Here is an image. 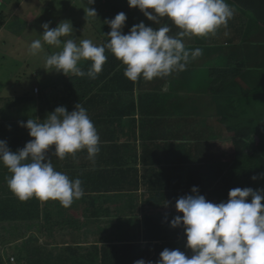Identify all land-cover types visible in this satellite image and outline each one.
Instances as JSON below:
<instances>
[{
  "label": "trees",
  "instance_id": "1",
  "mask_svg": "<svg viewBox=\"0 0 264 264\" xmlns=\"http://www.w3.org/2000/svg\"><path fill=\"white\" fill-rule=\"evenodd\" d=\"M111 1L106 0L103 3L100 0L99 3L115 11L114 8L118 2L113 1L112 4ZM226 2L228 3L230 0H226ZM231 2L242 10L234 9V19L228 22L226 28L219 29L214 35L215 45L220 48L228 47L229 41H236L229 62L237 59L236 56L233 57L234 52H240L248 46L251 47L252 40H255L253 37L257 38V33L260 34L259 31H264L263 12H253L257 8H251L252 3L244 0H231ZM124 7H126V11H124L126 17L130 19L129 10L133 8L128 7L127 0ZM247 11L253 12V20L249 19ZM30 13H32L31 19H34V27L43 30L41 23L44 24V22L39 19V10L33 8ZM37 14H39L38 17H36ZM114 17L115 12L111 15L109 13L106 19L110 20ZM147 22L151 23L152 21L147 20ZM132 26L125 23L122 33L127 34ZM171 28L170 35H175L178 29L174 25H171ZM77 31L78 28H75L73 33L76 35ZM249 38L251 40L248 41ZM243 39L247 42H242ZM108 40L103 39L98 43V46L106 44ZM183 42L185 46L189 45L190 47L205 43V48L210 49L207 46L209 42H203L202 37L184 38ZM105 55L107 60L96 79H90L87 76H73L64 77L62 81L57 82L60 86H67L70 93H73L74 87L84 99L81 100L82 106L88 113L92 105H98L106 94L109 96V94L116 93L123 96L125 105L126 100L138 99V93L128 87L130 80L120 72L124 65L107 49ZM201 61L209 60L203 58ZM90 67L91 62L89 61L87 68L83 70L87 72ZM198 71L200 74L196 76L195 81L186 84L183 80L174 78L168 81H161V78H154L151 81L140 79L145 92L147 90L158 92L153 98L160 94L161 97H166L162 94L168 95L169 93H161L163 87L172 86L175 88V91L172 92V100H178V103L170 108V112L162 111L154 116L153 122L140 126L136 124L133 113H127L130 104L127 101L128 109L120 115L123 119L128 116L131 119V121L127 119L128 123L133 122L129 123V127L134 130L133 138L126 142L129 146H120L125 143L117 140L122 135L121 129L109 130L107 138L110 139V143L107 146H100L103 156L101 160L96 161L98 163L96 166L90 165L85 160H82L80 165L77 160H73L63 166L70 172L65 173L70 179L82 178L85 183L82 185L85 194H91L89 196L91 200L92 198L96 199L97 190L113 186L111 181L116 179L114 171L99 169L112 165L123 155L127 156L128 149L138 148L141 144L143 150L146 148L147 154H154L155 161L150 165L156 170L151 172L142 170L143 182L150 186L152 198L155 201L166 200L165 204L170 209V205L173 206L169 217L144 215L132 218L128 236L126 234L121 236L120 231L110 232L114 220L105 221L99 229H91V234L95 237L92 241H95L91 244V248H84L83 244L89 242L90 239L85 238L82 232L83 230L90 231V217L83 214L79 218L58 219L60 209L46 206L42 210L44 222H40V200L32 198L20 201L14 194H11L5 180V177L10 174L6 168H3L0 169V180L4 183L5 190L0 192V224L4 223L2 226L10 225L18 229L32 227L39 234H49L52 229H57L63 232L66 238H70V241H67L64 246L58 247L57 253H54V250L46 252L43 247L35 245L38 242V237L33 233L28 246L11 247L9 250L13 251L12 254L5 247L4 251L0 248V264H12L13 256L16 260L15 264H129L130 262L133 264L138 259L157 264L160 258L159 254L165 248L179 250L185 255L191 256V250L185 244L186 236L183 226L176 228L170 226V221L175 216H182V213L175 209L178 198L193 195L191 188L194 186L198 189L196 194L203 195L206 200L213 203L226 201L228 192L233 188L264 189V176H261V173H264V100L259 98L260 95L264 97V86L255 87L254 91L260 90L256 95L223 98L225 89L230 86H239V74L207 67L199 68ZM124 84L126 86H122ZM36 90L38 91L37 88ZM170 91L172 90L170 89ZM237 93L240 92L237 91ZM146 95H148L147 92ZM254 97L262 101L260 105L262 108L254 104L252 100ZM6 100L8 99L1 98L0 106H3ZM63 100L66 104L73 105L71 101L73 98ZM138 100L141 104L142 100ZM107 102L109 100H103L98 110L106 109ZM9 103L0 107V140H5L9 149L17 147L19 149L14 138L20 121L14 123L12 116L15 107L10 106ZM130 107L138 108V104L131 103ZM73 108H68V111H72ZM112 119L114 120L115 117ZM225 141H234L230 152L224 151L222 148ZM131 157L135 159L136 154H131ZM60 162L59 160L58 163ZM132 165L133 163H131ZM133 170L135 173L131 171L128 175L131 181L137 180V174L140 173L135 167ZM253 176L257 178L253 180ZM52 201L55 200L49 199L47 202ZM138 201L140 204V200ZM75 208H78L76 204L73 209L71 207L68 211H73ZM99 214V210H96V215L99 216ZM16 240L18 237L4 239L3 234H0L1 247L12 244Z\"/></svg>",
  "mask_w": 264,
  "mask_h": 264
},
{
  "label": "clouds",
  "instance_id": "2",
  "mask_svg": "<svg viewBox=\"0 0 264 264\" xmlns=\"http://www.w3.org/2000/svg\"><path fill=\"white\" fill-rule=\"evenodd\" d=\"M85 3L93 5L94 0H84ZM127 4L159 25L158 28L140 22L123 34L127 17L120 12L104 21L110 28L106 35L109 40L98 46L90 39L77 42L73 25L68 20L60 21L54 28L46 22L41 26L42 40L30 43L29 55L44 54V69L48 72L96 79L107 60V49L125 66L124 76L133 82L141 78L145 81L167 78L186 71L203 54L199 47L187 48L184 38L214 36L219 29L226 28L234 16V9L226 0H127ZM84 12L90 18H97L95 8L84 7ZM162 18L170 24L162 23ZM171 25L178 29L175 35H170ZM45 44L58 51L45 53ZM84 61L91 62L87 72L81 67ZM19 126L26 128L32 138L22 149L13 152L5 140H0V165L10 173L5 177L8 189L20 201L51 199L64 208L71 207L85 195L82 181L70 179L67 174L55 170L51 156L63 160L86 150L87 158L95 161L100 152V136L87 110L80 103H76L70 112L65 106H58L44 120L27 119L19 122ZM256 178L252 177L253 180ZM0 186L4 188L0 192H3L5 185L1 180ZM191 192L193 195L176 200L175 209L182 216H175L170 226H183L185 244L192 254L187 256L179 250L165 248L160 252L157 264H264V189L233 188L228 192V199L219 203L196 194L195 186ZM3 224H0V230L10 232V238L18 237L15 246L19 248L28 246L33 233L38 241L50 242L44 247L54 251L70 241L57 229H52L49 234H39L32 227L18 229ZM35 245L42 246L38 242ZM15 262L13 256L11 263ZM133 264L152 262L138 259Z\"/></svg>",
  "mask_w": 264,
  "mask_h": 264
},
{
  "label": "crops",
  "instance_id": "3",
  "mask_svg": "<svg viewBox=\"0 0 264 264\" xmlns=\"http://www.w3.org/2000/svg\"><path fill=\"white\" fill-rule=\"evenodd\" d=\"M40 1V6L43 7L41 10H44L45 6H48L51 2V0H38ZM36 0H23L20 3V6L16 9L19 11L24 12L23 17H19L17 19V22L12 20L9 16L8 12H2L0 13V16L2 17V20L0 22V34H2L4 31L7 30V27L13 24L20 25V32L21 34H26L25 37L27 41L24 42L23 45L19 46L20 50H23L26 48L28 50L30 43L33 40L41 39L42 40V34L43 30H39L37 27H34V20L31 21V15L30 10L36 9L34 7V2H38ZM80 0H74L73 3L79 2ZM118 2V0H112ZM245 2L252 3L251 8H257V13L263 12V25H264V0H244ZM100 0H94L93 5H87L84 4V7H92L95 6L96 3H99ZM59 1H56L52 7L51 11L53 14H48L47 17H49V26L51 23L58 24L60 21H62L63 16L66 15L68 8L71 7L70 0H66L67 7L65 10H63L62 4L60 7H56L59 5ZM72 3V4H73ZM106 8V7H105ZM58 9L62 10L61 12H58ZM15 10V11H16ZM97 10V8H95ZM101 15H104L103 21L107 20V10L100 9L97 10ZM253 13V12H251ZM75 22V20H74ZM141 22V21H140ZM140 22H125L128 25H135ZM43 25V23H41ZM79 29V26L77 23H75ZM74 25V26H76ZM52 28V25L50 26ZM76 28V27H75ZM73 27V29H75ZM124 28V27H123ZM39 30V31H37ZM33 31H36V34L33 36ZM260 34L257 33V38H254L255 40H252L253 45L251 47H245L240 52H234L233 57H237L236 60H231L229 62V59H226L224 49L223 47H217L213 46L211 43H208L207 46L211 49V51L207 54L206 58H208L209 62L211 63V66H207V68L216 69V70H222V71H229L233 72L234 74H239L238 81L239 86L244 85H253V83L261 78L264 77V31H259ZM24 37V38H25ZM106 39V38H104ZM31 40V41H30ZM103 40V39H102ZM251 40V38L248 39V41ZM235 41V40H234ZM246 43L247 41H242ZM241 42V43H242ZM45 53L50 54L53 51H58V49H54L51 46L44 45ZM215 51L221 52L220 57L215 54ZM0 56L5 59L3 56H7V54L0 53ZM9 57L12 58V60L15 61V63L18 66V76L24 75V74H31L34 78L38 79L41 75H47L46 84L45 86H10L12 94H9L7 90H0V99L1 98H7L8 100L12 98V101H10V106H14L15 109L13 111V121L14 123H17V121L20 122H26L27 119H35L38 118L41 121L45 119L46 115L48 113H51L56 107L58 106H65L66 109L70 107H74L76 103H80L82 105L81 100L82 96L80 93L76 92V89L73 87V93L68 92L67 86H60L59 83V75L61 73L57 72H48V69L45 68L44 64V54H41L38 57H33L24 60L23 62H19L15 60V57L13 54H8ZM203 56H200L195 61H201L203 60ZM216 66L224 67V68H215ZM86 69V68H83ZM124 66L121 68L120 72L124 73ZM199 71L196 73L195 76H197ZM38 75V76H37ZM56 75V77H54ZM61 81L63 79H60ZM57 83V84H56ZM118 86V84H117ZM123 86V85H122ZM132 91H135L138 93V99L142 100V103H139V100L137 98H134L133 100H126V105L123 104V96L114 94H106L103 96L104 99H101L99 101V104L92 105L91 110L89 111L88 115L90 119L92 120L94 126L97 128L98 134L100 136V146H107L109 144V140L107 138V132H110L109 130H122V135L119 139L120 142H123L125 144H120V146H129V144H126V142L133 138L134 136V130L133 128L129 127V119H131L128 116H125V119H123L120 115L122 112H126L128 109V103L127 101L131 103H137L138 108H132L129 104V110L127 113H133V116L136 119V124H139L140 126H145L146 124H150L154 120V116L156 114H160L162 112V107H166L164 112H170V108L178 103V100H172V94L171 91H169V94H165L166 97H161L158 95V97H155L156 92L155 90H147L146 92L148 95H146L145 89L142 86H128ZM38 88V91L36 92L35 89ZM121 89V88H120ZM140 91H137V90ZM144 90V91H143ZM143 91V92H142ZM125 97V96H124ZM73 102V105H68L64 102L63 99H71ZM103 100H106L107 102L106 109H99V105ZM38 108V110H37ZM99 113V114H98ZM98 114V115H97ZM93 115V116H92ZM97 117V118H96ZM112 117H115L113 120ZM128 124H127V123ZM30 139H32L28 135V130L24 127L18 126L15 134L14 141L17 143V146H19V149H22L26 142H28ZM11 151L15 152L18 150V147L10 149ZM152 150V149H151ZM129 154L127 156H122L119 160L115 161L112 165L103 166L99 170H108V171H114V177L116 178L114 181H111V185L113 186H107L103 190H95L98 195H96V199L91 200V197H89L91 194L86 193L85 196H83L81 199L76 200L72 204V209L74 205L76 204L78 208H75L73 211L69 208H64L60 205L58 201H42L40 200V211H41V220L40 222H44L43 219V208L46 206L51 207H57L60 209L58 214V219L61 218H79L81 215H86L87 217L91 218V222L89 224L90 231L91 229H99L102 225H104L105 221H113L112 227L110 232L115 233L120 231L121 236L123 234H126L128 236V233L130 232V221L132 218H135L137 216H144L142 214V209H144V204L147 203L148 208L147 210H150L155 205H161L165 204L166 200H154L152 198V190L150 186L145 185L143 182V174L142 170L144 172H151L156 171L155 168L150 165V163L155 161L154 154L151 156L150 154L146 153V148L143 150V148L138 146V148H130L128 149ZM51 152V150H50ZM131 154H136V158L132 159ZM103 154L99 152V154L96 156L95 161H90L87 158L86 150H81L74 155H68L65 159L60 160L56 156H51V162L55 168V170L64 172V173H70L68 172L63 166L68 161L77 160L78 165L82 163V160H85V162L89 163L90 165L96 166L98 163L96 161L101 160ZM61 161L58 163V161ZM131 163L133 165L131 166ZM131 166V167H130ZM133 167L137 168L140 173L137 174V180L131 181L128 178V175L133 173ZM158 167V166H157ZM2 165H0V169H3ZM10 174V173H9ZM82 181V185H85L84 180L80 177H78ZM154 185V184H153ZM97 188V187H95ZM10 191V190H9ZM11 194H13L10 191ZM136 196V198H135ZM85 199V201H83ZM91 200V201H90ZM124 200V201H123ZM140 200V204L139 201ZM89 201V202H88ZM166 205V204H165ZM170 210H165L163 213H157L156 216H162V217H169L170 213H172L173 206H171ZM96 210H99L100 214L99 216L96 215ZM57 219V220H58Z\"/></svg>",
  "mask_w": 264,
  "mask_h": 264
},
{
  "label": "rangeland",
  "instance_id": "4",
  "mask_svg": "<svg viewBox=\"0 0 264 264\" xmlns=\"http://www.w3.org/2000/svg\"><path fill=\"white\" fill-rule=\"evenodd\" d=\"M23 0H0V13L4 12H8L9 13V17L17 22V19L19 17H23L24 16V12L23 11H19L16 10L19 6L20 3ZM38 1V0H36ZM43 1V0H42ZM59 1V5H57L56 7H60V5L62 4L63 6V10L66 9L67 4H66V0H51L50 4L48 6L44 7V10H41L43 7L40 6V1L38 2H34V7L37 8V10H39V14H40V18L44 23L49 22V17H47L48 14H53V12L51 11V7L52 5L56 2ZM74 0H70L71 3V7L68 8L67 13L65 16H63L62 21L63 20H68L72 23V25H76L75 23L78 24L79 29L77 31V34L75 35V33H73L74 38L77 39V42L79 40L82 39H90L92 40V42L96 45H98L99 42L102 41V39L106 38L107 40L109 39L106 35L107 33L110 31L109 26L104 23L103 18L104 15L97 13V18H90L88 17L85 12H84V0H80L79 2L73 3ZM103 1V3L106 0H101ZM126 0H118V5H116V8H114L115 11L110 10L109 7H106L103 4L100 3H96L95 6L97 8V10L100 9H104L107 10V15L109 16L112 13L115 12V15L120 13V12H124L126 11V7H124ZM73 3V4H72ZM111 3L113 4V1H111ZM86 4V3H85ZM228 4L231 6V0L230 2H228ZM16 10V11H15ZM96 10V11H97ZM151 11V10H148ZM38 12V11H37ZM58 12L62 13L61 9H58ZM130 13V19H126V22H131V23H135V22H143L145 24V26H150L153 27L154 29H156V27L158 26L157 24L151 22H147V18L144 17V15L136 8H133L131 10H129ZM39 14H37L36 17L39 16ZM126 14V12H125ZM98 19H101L100 21H96ZM234 19V16L231 20L232 21ZM2 20V17L0 16V22ZM34 19L32 18L31 21H33ZM75 20V22H74ZM109 20V19H108ZM162 23H166L168 22L166 18H162L161 19ZM170 24V22H168ZM52 28L56 27L57 25L54 23H51ZM50 25V26H51ZM49 26V27H50ZM77 26V25H76ZM78 28V27H76ZM36 34V31H33V36ZM26 34L20 32V25L18 24H13L7 27V30L4 31L2 34H0V53L3 54H7V56H3L5 57L2 58L0 56V90H7L9 94H12L11 91V87L10 86H45L46 84V79H47V75H41L39 76L38 79L34 78L31 74H24L21 76H18V66L15 63L14 60H12L11 57L8 56V54H13V56L15 57L16 61L19 62H23L24 60H27L29 58H31V55H29V52L26 48H24L23 50L19 49L20 45H23L25 41H27ZM25 37V38H24ZM203 42H209L212 45H215L216 42V38L214 36H209V37H202ZM31 41V40H30ZM242 41H245V39H243ZM234 40L229 41V46L228 47H223L224 49V53L226 56V59L228 60L231 56V52L233 50V45H234ZM187 43V42H186ZM187 45V44H186ZM205 43L202 45H193L191 47H199L202 49L203 51V58H206L207 54L211 51V49L205 48ZM216 46V45H215ZM189 49H195V48H191L189 45L186 46ZM215 54H217V56L220 57V54H222L221 52H217L215 51ZM89 61H84L81 63V67L82 70L83 68H87ZM208 62V63H207ZM193 61L189 67H188V72L184 71L181 73H173V75H170L167 78H161V81H168L171 80L172 78L176 79V80H183L184 83L186 84L187 82H193L196 79V73L198 72L199 68H204L207 66H211V63L209 61ZM213 68V67H211ZM215 68H224V67H220V66H216ZM38 76V75H37ZM74 75L69 74L68 77H73ZM56 77V75L54 76ZM64 77H67L63 74L59 75L60 79H64ZM59 79V81H61ZM256 86H264V77L255 81L252 85H246V86H230L229 88L225 89L223 94H225L223 98H228V97H237V98H241L243 96L246 95H256V93L260 90L254 91ZM38 89V88H37ZM170 89L172 90V92L175 91V88H173L170 85H166L165 87H163V91L161 93H169ZM237 91H239L240 93H237ZM222 92V91H221ZM259 98H262L264 100V97L262 95L259 96ZM257 98L254 97L252 100L254 102V104L256 106H259L260 108H262L261 103L262 101ZM10 101H12V98L9 100H6L4 102V105L8 104ZM3 105V106H4ZM0 106V107H3ZM166 109V107H162V111H164ZM260 116V114H259ZM234 143V141H225L223 142V149L224 151H228L230 152L232 150V144ZM3 186H0V190H3ZM156 207L147 210L148 205L147 203L144 204V209H142V214L143 215H149V216H154L157 213H163V211L165 210H170L169 206L165 205V204H161V205H155ZM1 227V226H0ZM129 227H131V225H129ZM19 232V231H16ZM9 233L7 231H1L0 234H3V238L4 239H11L9 237ZM77 233V232H76ZM84 234V237H88L90 239L89 242L84 243V248L90 247L91 244L95 241H92L93 237L92 236V231H87V230H83L82 232ZM95 238V237H94ZM59 237H57V241H59ZM28 240V237L25 239V241ZM67 240H70V238L67 237ZM19 241H16L13 243V245H7V246H0V248L5 247L7 249V251H10V253L12 254L13 251L9 250L11 247L15 246V243H17ZM38 244L42 246L46 252L52 251L54 249H49V248H45L44 246H48L51 243L48 241H44V240H39ZM4 251V250H3ZM58 251H54V253H57Z\"/></svg>",
  "mask_w": 264,
  "mask_h": 264
},
{
  "label": "bare ground",
  "instance_id": "5",
  "mask_svg": "<svg viewBox=\"0 0 264 264\" xmlns=\"http://www.w3.org/2000/svg\"><path fill=\"white\" fill-rule=\"evenodd\" d=\"M231 6L233 9H236V10H242L241 8H238L236 5H234L232 2H231ZM246 11V10H245ZM254 12V11H253ZM248 13V16H249V19H252L253 20V13L247 11ZM125 68V66H124ZM173 75V74H172ZM142 79V78H141ZM143 80V79H142ZM129 86H132V85H136V86H141V81H137V82H133L130 80V82L128 83ZM123 86H126L125 84ZM37 91V90H36ZM156 91V90H155ZM157 92V91H156ZM162 95H165V94H162Z\"/></svg>",
  "mask_w": 264,
  "mask_h": 264
}]
</instances>
